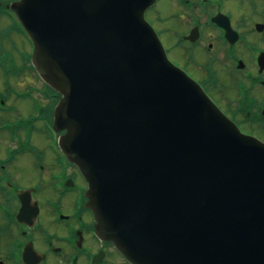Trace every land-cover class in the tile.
<instances>
[{
  "label": "water",
  "instance_id": "water-1",
  "mask_svg": "<svg viewBox=\"0 0 264 264\" xmlns=\"http://www.w3.org/2000/svg\"><path fill=\"white\" fill-rule=\"evenodd\" d=\"M156 0H19L60 146L134 264H264V143L167 57Z\"/></svg>",
  "mask_w": 264,
  "mask_h": 264
},
{
  "label": "flooded vegetation",
  "instance_id": "flooded-vegetation-1",
  "mask_svg": "<svg viewBox=\"0 0 264 264\" xmlns=\"http://www.w3.org/2000/svg\"><path fill=\"white\" fill-rule=\"evenodd\" d=\"M16 1L0 0V264H133L96 229L88 184L59 145L61 96L34 67ZM153 12L170 60L264 142V0H156Z\"/></svg>",
  "mask_w": 264,
  "mask_h": 264
},
{
  "label": "rangeland",
  "instance_id": "rangeland-1",
  "mask_svg": "<svg viewBox=\"0 0 264 264\" xmlns=\"http://www.w3.org/2000/svg\"><path fill=\"white\" fill-rule=\"evenodd\" d=\"M160 13H161V14H165L166 12L161 11ZM150 18H151V20H150ZM150 18L147 17L148 21H149L152 25H154L156 28H157V26H158V27L163 26V25L161 24V17H160V16L157 17V12H153V13H151ZM77 193H78V192H77Z\"/></svg>",
  "mask_w": 264,
  "mask_h": 264
}]
</instances>
